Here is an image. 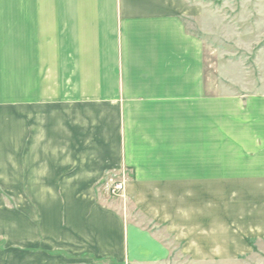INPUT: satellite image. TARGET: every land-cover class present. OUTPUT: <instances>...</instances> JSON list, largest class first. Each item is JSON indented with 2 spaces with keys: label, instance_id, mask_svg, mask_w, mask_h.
<instances>
[{
  "label": "crops",
  "instance_id": "1",
  "mask_svg": "<svg viewBox=\"0 0 264 264\" xmlns=\"http://www.w3.org/2000/svg\"><path fill=\"white\" fill-rule=\"evenodd\" d=\"M182 3L0 0V104L28 119L30 185L0 264H163V237L94 188L122 166L131 208L191 260L260 235L264 97L205 93Z\"/></svg>",
  "mask_w": 264,
  "mask_h": 264
},
{
  "label": "rangeland",
  "instance_id": "2",
  "mask_svg": "<svg viewBox=\"0 0 264 264\" xmlns=\"http://www.w3.org/2000/svg\"><path fill=\"white\" fill-rule=\"evenodd\" d=\"M182 2L179 17L184 28L188 33L195 35L202 44L205 93L214 98L234 95L244 101L255 96L263 98L264 0ZM3 108L1 103L0 246L13 253V225H18L19 222V206L27 205L29 200L28 164L24 162L27 157H19L22 152L26 153V156L28 153V145L24 143L27 142L28 134L24 122H28V119L22 117L21 124L14 123L12 106ZM261 108L264 109V106ZM20 146L26 148L21 149ZM130 169L128 166H122L117 170L108 171L96 182L94 188L99 194L103 192L108 203L117 205L133 223L148 225L151 231L163 237L169 251L168 259L163 264H264V226L259 229L260 235L257 237H246L242 243L228 244L230 257L227 260H191L186 256L185 243L176 242L170 233H166L163 226L145 220L139 212L131 208L132 204L125 196L126 184L132 177ZM116 184L121 186L114 192L112 189ZM20 222L24 225L23 228L27 227L26 223Z\"/></svg>",
  "mask_w": 264,
  "mask_h": 264
},
{
  "label": "built area",
  "instance_id": "3",
  "mask_svg": "<svg viewBox=\"0 0 264 264\" xmlns=\"http://www.w3.org/2000/svg\"><path fill=\"white\" fill-rule=\"evenodd\" d=\"M120 186H121V185L116 184V185L113 187L112 191L116 192V191L120 188Z\"/></svg>",
  "mask_w": 264,
  "mask_h": 264
},
{
  "label": "trees",
  "instance_id": "4",
  "mask_svg": "<svg viewBox=\"0 0 264 264\" xmlns=\"http://www.w3.org/2000/svg\"><path fill=\"white\" fill-rule=\"evenodd\" d=\"M248 242H250V240H249ZM250 243H251V242H250Z\"/></svg>",
  "mask_w": 264,
  "mask_h": 264
}]
</instances>
